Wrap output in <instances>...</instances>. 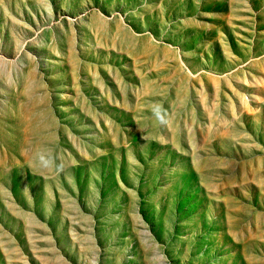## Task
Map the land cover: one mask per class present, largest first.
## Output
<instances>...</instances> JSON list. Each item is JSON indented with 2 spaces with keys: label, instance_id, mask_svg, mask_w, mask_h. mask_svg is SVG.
I'll return each mask as SVG.
<instances>
[{
  "label": "rangeland",
  "instance_id": "374dc122",
  "mask_svg": "<svg viewBox=\"0 0 264 264\" xmlns=\"http://www.w3.org/2000/svg\"><path fill=\"white\" fill-rule=\"evenodd\" d=\"M154 257L264 264V0H0V264Z\"/></svg>",
  "mask_w": 264,
  "mask_h": 264
},
{
  "label": "clouds",
  "instance_id": "9594fccd",
  "mask_svg": "<svg viewBox=\"0 0 264 264\" xmlns=\"http://www.w3.org/2000/svg\"><path fill=\"white\" fill-rule=\"evenodd\" d=\"M152 113L154 117L161 123L167 124V110L164 109L162 104H154L152 106ZM35 160L39 167L42 169L55 168L57 172L64 170V165L57 162V158L52 154L51 150H41L35 154ZM153 264H161V261L157 258H153Z\"/></svg>",
  "mask_w": 264,
  "mask_h": 264
}]
</instances>
